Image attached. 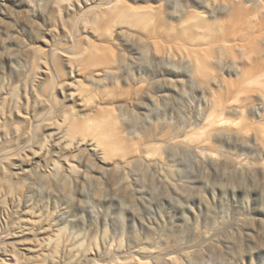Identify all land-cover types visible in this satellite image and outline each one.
<instances>
[{
    "label": "rangeland",
    "instance_id": "1",
    "mask_svg": "<svg viewBox=\"0 0 264 264\" xmlns=\"http://www.w3.org/2000/svg\"><path fill=\"white\" fill-rule=\"evenodd\" d=\"M119 1L0 0V264H264V0Z\"/></svg>",
    "mask_w": 264,
    "mask_h": 264
},
{
    "label": "bare ground",
    "instance_id": "2",
    "mask_svg": "<svg viewBox=\"0 0 264 264\" xmlns=\"http://www.w3.org/2000/svg\"><path fill=\"white\" fill-rule=\"evenodd\" d=\"M224 2H228L229 0H223ZM115 7H121L123 6V3H121L119 0H115L114 5ZM128 11H132V9H128ZM139 11V10H138ZM118 10H113V15H115ZM189 13L192 15L193 18H197L196 13L193 11H189ZM234 14L236 16L241 17L242 19L246 18L243 16L244 14V9L241 7L240 9L238 7L234 8ZM231 20H236L235 18H232ZM228 21V24H231L233 21ZM244 24H247V28H243V32L241 36L238 38H234L232 42V48H238L242 49L241 51V56L240 58H246V59H255V62L252 64H246L242 63L241 64V70H242V75L245 77H252L254 75H257L259 72H264V16L258 18L255 21H251L250 19H247L243 21ZM231 26L237 27L239 26L238 24H231ZM233 29V28H231ZM142 31H147V27L143 26ZM231 35V34H230ZM231 39V38H229ZM246 49H252V53L249 52V54H246L245 51ZM248 52V51H246ZM197 56L195 53L191 54V59H196ZM200 68H201V63L200 64L197 61H194ZM198 75L202 76L204 72H201L198 69ZM264 77V73L262 75ZM264 87V86H262Z\"/></svg>",
    "mask_w": 264,
    "mask_h": 264
}]
</instances>
